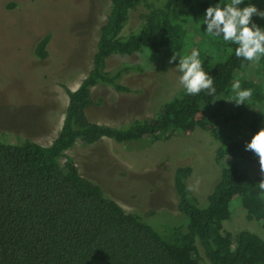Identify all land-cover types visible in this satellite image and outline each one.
Here are the masks:
<instances>
[{"label": "trees", "instance_id": "1", "mask_svg": "<svg viewBox=\"0 0 264 264\" xmlns=\"http://www.w3.org/2000/svg\"><path fill=\"white\" fill-rule=\"evenodd\" d=\"M217 2L231 0H110L89 71L75 89H65L68 100L55 137L48 145L27 137L15 142L0 139V264H264V240L247 229L232 233L222 227L233 200L245 209L246 219L264 227L260 165L258 157L245 150L251 134L264 126V56L255 62L236 57L235 44L204 32V11ZM247 4L264 10V0H243L240 6ZM138 6L145 9L139 13V25L120 34L129 11ZM251 20L264 28V17L253 14ZM187 35L199 41L188 47L199 51L202 68L213 78L214 95L203 90L189 95L182 88L154 116L132 119L125 127L87 118L94 85L130 90L120 77L132 66L106 70L110 54H131L145 47L181 54ZM51 37L46 31L29 44L34 58L49 56ZM209 42L217 45L212 58L203 53ZM235 80L252 91L247 104L231 100ZM198 114L201 118L196 119ZM196 124L208 126L219 140V178L200 205L186 188L191 168L177 166L174 188L185 222L164 233L104 194L66 153L77 141L88 145L101 137L120 142L142 136L157 140Z\"/></svg>", "mask_w": 264, "mask_h": 264}, {"label": "rangeland", "instance_id": "2", "mask_svg": "<svg viewBox=\"0 0 264 264\" xmlns=\"http://www.w3.org/2000/svg\"><path fill=\"white\" fill-rule=\"evenodd\" d=\"M11 1L15 4L8 6ZM109 3L110 0H0L1 140L15 142L27 137L48 145L55 137L68 100L65 89H75L89 71L99 24L105 19ZM143 11V6L130 10L120 34L136 29ZM46 31L52 34L47 47L49 56L37 60L28 47ZM196 38L187 35L179 55L188 54V45L199 42ZM216 51L217 45L209 42L203 53L212 58ZM171 56V51L147 47L131 54H110L105 60L106 70L121 64L132 66L120 77L130 90L94 85L93 102L85 108L87 118L125 127L132 119L154 116L162 103L183 88L175 68L179 56L169 62ZM199 118L201 115H196ZM218 144L208 126L196 124L185 132L157 140L142 136L120 142L101 137L88 145L77 141L66 153L80 174L97 183L104 194L125 210L137 213L158 233H164L185 222L177 209L175 168H191L185 178L186 188L198 204H205L219 178L220 165L215 160ZM222 227L232 233L247 229L264 240V227L254 219H246L245 209L235 200Z\"/></svg>", "mask_w": 264, "mask_h": 264}, {"label": "clouds", "instance_id": "3", "mask_svg": "<svg viewBox=\"0 0 264 264\" xmlns=\"http://www.w3.org/2000/svg\"><path fill=\"white\" fill-rule=\"evenodd\" d=\"M243 0H231L230 3H216L206 7L201 22L206 26L204 32L211 37H222L225 42L235 44L234 54L247 61H257L264 56V28L251 20L253 14L264 17V10H258L254 5L247 4L241 7ZM179 56L175 68L179 75V83L189 95H195L202 90L208 95H214L216 88L213 78L201 65L200 54L197 49H192L188 54L174 53L169 57V62ZM236 105L247 104L252 95L250 89H242L239 80L231 84ZM245 150L252 151L260 165L261 180L258 187L264 191V126L251 134L245 143Z\"/></svg>", "mask_w": 264, "mask_h": 264}]
</instances>
